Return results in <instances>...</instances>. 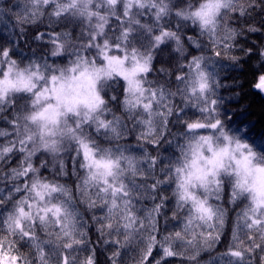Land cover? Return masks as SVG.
<instances>
[{
    "label": "snow or ice",
    "instance_id": "obj_1",
    "mask_svg": "<svg viewBox=\"0 0 264 264\" xmlns=\"http://www.w3.org/2000/svg\"><path fill=\"white\" fill-rule=\"evenodd\" d=\"M0 24V264H264V133L219 78L255 59L264 95V0H0Z\"/></svg>",
    "mask_w": 264,
    "mask_h": 264
},
{
    "label": "trees",
    "instance_id": "obj_2",
    "mask_svg": "<svg viewBox=\"0 0 264 264\" xmlns=\"http://www.w3.org/2000/svg\"><path fill=\"white\" fill-rule=\"evenodd\" d=\"M3 2L7 4L9 0H3ZM11 2L15 3L16 0H11ZM44 26L40 25V28L43 29ZM35 30V28H32L28 31L29 37ZM11 31V25L6 29L4 24H0V34L7 36ZM253 40L256 43L260 42L257 35L250 34L249 42ZM21 51L24 54H29V46L23 45ZM220 63L224 67L219 70V78L225 85L235 86L234 91L231 88L220 90V94L224 96L226 101V110L232 114L234 120H244L247 123L254 124L255 127L252 129V132L254 135L259 136L261 133H264V97L251 87V81L253 80L252 72L257 68L259 62L255 59L248 60L241 55L239 66L232 65L230 60L227 59L221 60ZM230 95L234 98H229ZM226 246V243L222 242L217 246L215 252L203 254V261H208L215 256H219L221 252L226 250ZM99 260L100 264H105L103 255L99 257Z\"/></svg>",
    "mask_w": 264,
    "mask_h": 264
},
{
    "label": "water",
    "instance_id": "obj_3",
    "mask_svg": "<svg viewBox=\"0 0 264 264\" xmlns=\"http://www.w3.org/2000/svg\"><path fill=\"white\" fill-rule=\"evenodd\" d=\"M262 95V94H261ZM264 96V95H263Z\"/></svg>",
    "mask_w": 264,
    "mask_h": 264
}]
</instances>
